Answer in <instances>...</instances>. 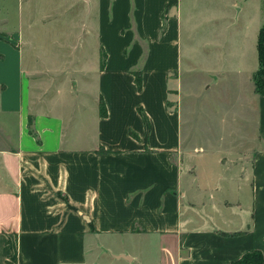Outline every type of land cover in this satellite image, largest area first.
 <instances>
[{
	"label": "crops",
	"instance_id": "crops-1",
	"mask_svg": "<svg viewBox=\"0 0 264 264\" xmlns=\"http://www.w3.org/2000/svg\"><path fill=\"white\" fill-rule=\"evenodd\" d=\"M97 2L104 64L96 48L74 80L67 67L62 76L25 60L35 40L20 19L11 35L2 30L0 0V264L264 256L260 6L251 15L250 0ZM196 70L198 87L183 90V72ZM211 85L225 93L205 97L207 112L224 107L231 124L218 143H202L188 116Z\"/></svg>",
	"mask_w": 264,
	"mask_h": 264
},
{
	"label": "rangeland",
	"instance_id": "rangeland-1",
	"mask_svg": "<svg viewBox=\"0 0 264 264\" xmlns=\"http://www.w3.org/2000/svg\"><path fill=\"white\" fill-rule=\"evenodd\" d=\"M249 4L251 15L258 12V5L260 6L259 10H262L261 15H264V0H250ZM6 6V15L10 20L7 21L8 25L2 30L8 32V34L13 33L18 27L17 20L20 19V32L25 38L29 37L30 40H35L37 46L30 54L25 51L23 55L25 60L30 63L33 62L34 66L38 65L43 70L47 67H49V70L55 68L57 71L59 70L56 74H62V76L65 67H67L69 73L75 74L77 72L73 77L76 80L81 74L79 70H75V67L80 68L85 60L89 62L93 57V53H95V49L99 48L100 68L103 67L105 53L97 39V19L99 15L97 0H8ZM186 12L187 9L184 11V15ZM1 14L3 13L0 9ZM28 24H32V27ZM200 34L201 27L199 28ZM22 45L25 46L24 43ZM229 76L226 81L231 80ZM201 78V73L198 70L191 73L189 71L187 73L183 72V90H186L188 86L198 87ZM73 87H75V83ZM218 89H222L225 93L223 86L220 85H211L206 91L201 90L196 102L199 108L188 116V118H191V125L194 124V127L203 129L202 132L194 134L196 141L204 143L207 140L218 143L220 136H226V133L220 132L221 129H219L231 124L229 117L225 118L222 115L223 113H219L224 107L213 108L211 117L210 113L207 112L209 108H205L208 105V103L205 105V101L207 102L206 96L210 94L222 95L221 91L220 93L217 92ZM184 102L183 105L186 106V98ZM184 126L187 127L186 124ZM205 128L206 132L204 131ZM224 142L226 141L224 140Z\"/></svg>",
	"mask_w": 264,
	"mask_h": 264
},
{
	"label": "trees",
	"instance_id": "trees-1",
	"mask_svg": "<svg viewBox=\"0 0 264 264\" xmlns=\"http://www.w3.org/2000/svg\"><path fill=\"white\" fill-rule=\"evenodd\" d=\"M164 29V24L162 25V30ZM263 39H264V23L262 24L258 39H257V53H258V69L253 74V82L255 91L264 95V81L262 79V74L264 73V48H263ZM135 83L138 88L141 87V77L140 71L135 73ZM101 115H105L104 106H100ZM234 264H264V256L258 251L254 250L244 254L239 260L235 261Z\"/></svg>",
	"mask_w": 264,
	"mask_h": 264
}]
</instances>
